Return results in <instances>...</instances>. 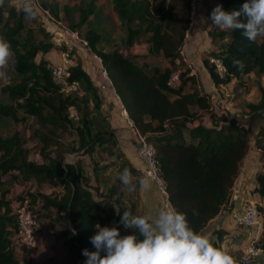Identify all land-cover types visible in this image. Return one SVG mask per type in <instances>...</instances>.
Returning a JSON list of instances; mask_svg holds the SVG:
<instances>
[{
	"label": "trees",
	"instance_id": "obj_1",
	"mask_svg": "<svg viewBox=\"0 0 264 264\" xmlns=\"http://www.w3.org/2000/svg\"><path fill=\"white\" fill-rule=\"evenodd\" d=\"M111 1L125 32L123 45L126 49L147 36L150 54H161L172 62L182 60L180 51L191 23L192 0ZM97 2L79 0L62 6L42 5L77 30L101 59L131 120L155 149L172 207L186 213L190 227L201 234L231 206L235 181L249 150L250 125L242 128L234 122L211 118L206 122L199 110L209 109V94L196 87L185 91L187 84L196 83L189 68L181 73L179 84L173 87L168 81L177 65L147 67L119 47L100 48L102 36L90 22V16L99 11ZM217 2L226 11H231L238 9L245 0ZM209 33L220 41L211 54L225 66V72L221 74L214 63L205 59L216 85L241 79L252 72L264 76V42L258 39L250 43L240 31ZM0 38L11 45L13 69L19 77L16 82L0 80V93L7 99L0 101V118L17 122L33 117L40 128L35 130L38 139L45 147H55L54 155L51 151L43 152V162H36L29 159V151L19 131L0 134V264H35L32 255L21 261L16 254L12 236L17 228V218L15 202L11 204L7 197L9 189L5 176L8 174L13 181L35 179L40 184L46 182L60 188L50 194L30 191L17 196V200L28 198L29 207L39 222L44 218L59 222L64 245L71 256L78 257L84 264L86 258L82 250L96 251L90 242L96 234L95 225L115 226L113 222L120 221L117 211L122 214L126 208L121 196L113 200L117 194L116 184L104 194H98V188L92 191L90 177L83 173L81 164L65 160L60 151L63 143L57 133L72 130L76 135L75 148L91 157L97 148L114 152L133 175L137 173L136 165L123 151L115 128L102 112L103 99L91 76L80 64H73L68 80L77 81L78 89L81 88L83 93L62 90L53 80L45 56L54 48L51 32L26 27L24 14L12 0H5L4 6L0 7ZM40 52L42 55L36 60ZM233 58L245 62L243 73L233 67ZM260 92L257 103H248L254 111L252 117L263 115V87ZM71 108L75 109L76 117L71 116ZM98 168V165L94 166L95 170ZM253 192L264 198V171L256 173ZM35 205L40 207L34 208ZM193 209L198 215L192 214ZM53 212L57 214L54 218ZM258 245L264 251L263 237ZM104 254L102 252L101 256Z\"/></svg>",
	"mask_w": 264,
	"mask_h": 264
},
{
	"label": "rangeland",
	"instance_id": "obj_2",
	"mask_svg": "<svg viewBox=\"0 0 264 264\" xmlns=\"http://www.w3.org/2000/svg\"><path fill=\"white\" fill-rule=\"evenodd\" d=\"M77 1L79 0H39V2L47 6H62L64 4H74ZM205 1L206 13L204 14L210 16L212 10L220 4L217 0ZM25 2L26 0H12V4L17 7V9H20ZM32 3L36 5L35 0H32ZM97 4L99 11L95 15L90 16V22L102 36L101 43L99 44L100 48L110 49L112 47H119L124 53L131 57H135L137 62L141 65L145 64L147 67H152L154 65L165 67L167 65L175 64L177 65V69H181L182 72L189 68L190 74L195 75L196 77V83L195 85L187 84L184 88L185 91L196 87V89L200 92H206L209 94V109L206 111L199 110L201 116L204 115V120L206 122L211 118L214 121L222 119L228 122H234L242 128H246L250 125V130H248L249 150L245 161L242 162L238 176H240L242 172H245V174L249 173V175H251V182L256 180L255 171L258 173L264 169V111L262 116L259 115L252 117L254 111L248 106V103H257L260 100V89L262 87L264 88V76L252 72L243 76L241 79H234L227 84L216 85L213 82L209 71L206 68L205 59H208L210 63H212L211 58H213V55L211 53L216 51L220 41L215 40L209 33V31H217L219 29L212 26V21L208 19V17L206 18V28L202 27V29H200L202 33L195 38L194 46L192 47L190 55L188 54L190 60H192L195 64L194 66L193 63L185 61L183 58L180 61L176 59L172 62L169 58H165L161 54H150L148 51L149 44L146 39L147 36L142 37L133 46L126 49L123 45L125 32L113 10L112 1L98 0ZM197 15L198 0H196L195 3V14L191 17V22L193 19L197 18ZM47 20V15L43 14L39 8L38 15L34 20L26 19L24 16L25 26L32 27L36 30L38 28H42L48 31L50 22ZM66 24L69 25L68 23ZM187 33L188 32H186V36ZM39 36L41 37V35ZM258 39L259 41L264 42V38ZM197 44L200 48L199 55H197L195 51ZM182 49L184 51V45ZM40 55H42L41 52L37 55L36 60L40 58ZM53 55L58 57L56 62H59L61 59L59 49H56ZM70 59L72 65L80 64L86 72L93 77L96 87L103 99L102 112L115 128L116 136L123 151L126 155L129 153L130 157H132V162L137 168V173L134 176H141L140 163L137 157V135L136 130L134 131L133 129L135 127L129 123L128 120L130 116L120 97L113 88L111 89L112 84L110 82V78L105 75V68L101 59L90 49L88 44L80 41H78L74 48H72ZM54 61L55 60H49V64L54 63ZM189 63L191 64V68L188 66ZM196 66H199L202 69L205 68V72L200 74ZM3 71H5L9 77V79L3 80V83L16 82L19 80V77L13 69L12 57ZM68 92H74L79 95L83 93L81 88L74 91L69 90ZM6 100V97L0 93V101ZM125 110L128 117L123 112ZM70 114L71 116L76 117L75 109L71 108ZM38 129H40L39 124L33 117H27L17 122L8 118H0V134L10 135L15 131H19L22 135L24 146L29 151V159L36 162H43L44 158L42 153L51 151V155H54L55 147L44 146L36 135L37 133L35 130ZM57 135L63 143L60 151L63 153L65 160L79 162L81 164L83 173L90 177V185L93 192H95L96 188H98L97 193L104 194L110 186L116 184L118 187L117 194L113 196V200H115L118 195L121 196V202L126 208V211H130L134 215H143L148 213L150 203L155 204L153 205L155 207L154 209H159L158 207L162 205L160 193L153 185L151 190L143 192L138 189L134 193H128L124 189V186L121 184L118 177L125 167L121 164L114 152L97 148L91 157L84 154L83 151H79L75 148L77 146L76 135L72 130L62 132L61 134L57 133ZM72 147H74V149H72ZM129 149H133V151H135L134 156L129 152ZM95 165L99 166L96 170L94 169ZM5 179H7L6 186L9 189L7 197L10 199L11 204L17 200V196L26 194L30 191L50 194L60 190L59 187H52L46 182L40 184L35 179L28 181L18 179L13 181L11 180L9 174L5 176ZM251 192L254 194L253 188ZM253 200H255L259 205L260 219L264 222V201L258 196ZM36 207L39 208L40 206L35 205L34 208ZM52 215L54 218L57 214L56 212H53ZM113 224L120 228L121 235L134 234V230L125 229L119 222L114 221ZM237 226L240 227L241 225ZM260 237L264 238V232L261 233ZM15 250L21 261L24 260L27 255H32L35 264H81L80 259L78 257L71 256L67 247L64 245V236L61 232V226L59 225V222L55 221V219L44 218L40 220L39 242L38 247L34 252L26 253L16 247ZM240 256L241 255L237 253L236 259L239 262Z\"/></svg>",
	"mask_w": 264,
	"mask_h": 264
},
{
	"label": "clouds",
	"instance_id": "obj_3",
	"mask_svg": "<svg viewBox=\"0 0 264 264\" xmlns=\"http://www.w3.org/2000/svg\"><path fill=\"white\" fill-rule=\"evenodd\" d=\"M4 4L5 0H0V7ZM18 10L26 19L34 20L38 15L32 0H26ZM208 19L221 31H240L250 43L264 38V0H245L231 11L217 5ZM12 55L10 43L0 38V80L9 79L3 69ZM232 63L244 72V61L233 58ZM118 178L128 193L152 188L151 177L134 176L129 168H124ZM192 214L198 215V211L193 209ZM117 215L119 223L125 229L134 230V234L121 235L119 227L97 223L96 234L90 238L96 251L82 250L84 264H237L233 255L190 227L186 213L174 208L161 207L143 215L117 211Z\"/></svg>",
	"mask_w": 264,
	"mask_h": 264
},
{
	"label": "built area",
	"instance_id": "obj_4",
	"mask_svg": "<svg viewBox=\"0 0 264 264\" xmlns=\"http://www.w3.org/2000/svg\"><path fill=\"white\" fill-rule=\"evenodd\" d=\"M40 11L47 15V21L50 22L48 29L51 32V41L56 49H59L61 59L58 62L49 64L53 80L66 92L69 90H77L79 83L77 81L69 82L71 63V50L75 44L80 41L87 44V41L81 37L79 32L72 29L65 21L56 18L49 9L45 8L39 0H35ZM196 0L191 2V17L195 14ZM46 17V16H45ZM181 56L183 58L184 51L181 49ZM211 62L215 64L219 73L225 72L223 62L218 58H211ZM188 66L191 68V64ZM105 75L108 76L106 69ZM181 69L172 71L169 77V85L175 87L179 84ZM126 112V110H125ZM127 115V112L125 113ZM128 117V115H127ZM129 123L132 124L136 130L138 150L137 157L140 163L141 176H149L152 178L160 193L162 207L173 208L168 197L166 185L161 174V169L156 158L155 149L153 145L147 141L146 137L140 133L134 122L129 118ZM14 213L17 218V228L12 236L14 247L26 253L34 252L38 247L39 242V228L40 222L33 214L29 207V199L17 200L14 203ZM234 222L237 225L251 227L253 235L244 249V255L241 259V264H253L255 257L263 252V248L258 245L262 230L263 221L260 219V210L255 200L249 199L243 205L242 212L233 214Z\"/></svg>",
	"mask_w": 264,
	"mask_h": 264
},
{
	"label": "crops",
	"instance_id": "obj_5",
	"mask_svg": "<svg viewBox=\"0 0 264 264\" xmlns=\"http://www.w3.org/2000/svg\"><path fill=\"white\" fill-rule=\"evenodd\" d=\"M206 1L205 0H198V15L197 18L193 19L191 22L188 30H187V36L184 43V55L183 60L188 61L190 63H193L192 60H190L188 54L190 55V52L192 50V47L194 46V41L197 36L202 33L200 29L202 27L206 28V18L209 17L208 15H205L206 13ZM197 13V12H196ZM205 15V16H204ZM187 48V49H186ZM56 49L53 48L49 52L45 54V56L48 58V60H56L58 57H55L53 55L54 51ZM196 54L199 55L200 48L197 44L195 47ZM58 54V51H57ZM54 57V58H53ZM194 64V63H193ZM195 66V64H194ZM199 73L205 72V68L202 69L199 66H196ZM194 70V69H193ZM194 72V71H193ZM196 73V72H195ZM90 75V74H89ZM91 76V75H90ZM93 82L94 79L91 76ZM111 82V80H110ZM95 84V82H94ZM112 84V82H111ZM96 85V84H95ZM114 89L113 84L111 85V89ZM115 90V89H114ZM127 152V151H126ZM129 152L132 153L134 156L135 151L133 149H129ZM129 155V153H127ZM132 157H130L131 159ZM246 157L243 161H245ZM132 161V159H131ZM261 171H264L262 169ZM257 173V171H255ZM254 172V173H255ZM251 175L249 173L245 174V172H242L240 176L237 177L234 185V193L231 201V206L228 207L223 211V213L216 218L214 221H212L201 233L202 235L207 236L209 239H211L216 246L222 247L225 251H227L229 254L233 255L235 258H237V253H239L240 256V262L237 260V264L241 263V259L244 255V249L248 242L250 241L252 235H253V229L251 227L247 226H240L238 227L233 219V214L242 212L244 203L249 199H255L257 198V194H252L251 190L256 185V180L253 182L250 181ZM239 183V184H237ZM237 184V185H236ZM152 185L157 188L154 183ZM253 186V187H252ZM259 197V196H258ZM261 200L264 201V198L259 197ZM151 201V200H149ZM160 204V203H159ZM155 204L150 203L148 207V213L154 212L157 209H154L153 206ZM157 206V204H156ZM162 205H160L158 208H161ZM41 240V238H40ZM34 262V260H33ZM35 263V262H34ZM254 264H264V251L261 252L259 255L255 257Z\"/></svg>",
	"mask_w": 264,
	"mask_h": 264
},
{
	"label": "bare ground",
	"instance_id": "obj_6",
	"mask_svg": "<svg viewBox=\"0 0 264 264\" xmlns=\"http://www.w3.org/2000/svg\"><path fill=\"white\" fill-rule=\"evenodd\" d=\"M124 113H126L125 111H123Z\"/></svg>",
	"mask_w": 264,
	"mask_h": 264
}]
</instances>
